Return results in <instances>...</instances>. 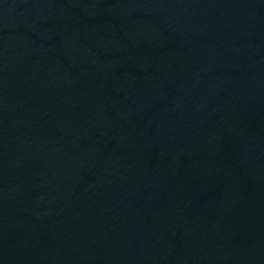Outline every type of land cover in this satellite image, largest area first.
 Returning a JSON list of instances; mask_svg holds the SVG:
<instances>
[{"label":"water","instance_id":"95a60500","mask_svg":"<svg viewBox=\"0 0 264 264\" xmlns=\"http://www.w3.org/2000/svg\"><path fill=\"white\" fill-rule=\"evenodd\" d=\"M0 264H264V0H0Z\"/></svg>","mask_w":264,"mask_h":264}]
</instances>
